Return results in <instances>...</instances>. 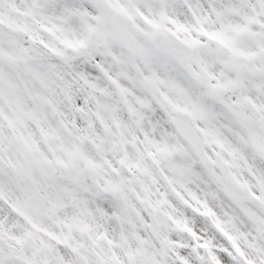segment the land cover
I'll return each instance as SVG.
<instances>
[{
    "label": "snow or ice",
    "instance_id": "obj_1",
    "mask_svg": "<svg viewBox=\"0 0 264 264\" xmlns=\"http://www.w3.org/2000/svg\"><path fill=\"white\" fill-rule=\"evenodd\" d=\"M0 264H264V0H0Z\"/></svg>",
    "mask_w": 264,
    "mask_h": 264
}]
</instances>
